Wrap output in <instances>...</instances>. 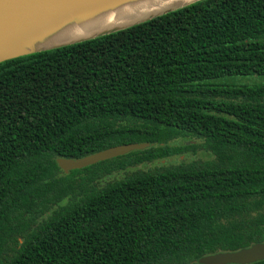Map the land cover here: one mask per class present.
Returning <instances> with one entry per match:
<instances>
[{
	"label": "trees",
	"instance_id": "1",
	"mask_svg": "<svg viewBox=\"0 0 264 264\" xmlns=\"http://www.w3.org/2000/svg\"><path fill=\"white\" fill-rule=\"evenodd\" d=\"M236 77L264 78V0H199L0 62V264H200L263 242L264 83ZM130 143L150 146L114 169L211 159L101 187L57 165Z\"/></svg>",
	"mask_w": 264,
	"mask_h": 264
},
{
	"label": "bare ground",
	"instance_id": "2",
	"mask_svg": "<svg viewBox=\"0 0 264 264\" xmlns=\"http://www.w3.org/2000/svg\"><path fill=\"white\" fill-rule=\"evenodd\" d=\"M196 0H109L74 13H61L0 33V60L87 39Z\"/></svg>",
	"mask_w": 264,
	"mask_h": 264
},
{
	"label": "water",
	"instance_id": "3",
	"mask_svg": "<svg viewBox=\"0 0 264 264\" xmlns=\"http://www.w3.org/2000/svg\"><path fill=\"white\" fill-rule=\"evenodd\" d=\"M106 1L109 0H0V33L14 26L24 25L25 23L32 20H37L40 18H45L48 16L61 14V13L78 12L86 8H89L93 5L100 4ZM196 1H193L191 3L185 4L183 6L171 10H167L163 13L148 17L144 20L126 25L124 27L108 30L104 33H100L98 35L89 37L84 40L71 42L69 44L52 47L48 49L37 50L30 53L20 54L17 56L8 57L0 60V62L24 55H29L46 50H52L59 47H64L82 41L94 39L118 30L128 28L136 24H140L157 16L163 15L170 11L192 4ZM149 146H150L149 143H130V144L119 145L108 148L103 151H99L95 154L85 156L83 158H78V159L59 158L57 159V165L59 169L62 170V172L67 174L70 171L80 170L99 162L124 156L133 151L144 150ZM262 260H264V241L261 243L253 244L247 248L239 249L237 251L220 252V253L204 256L199 259V263L200 264H252Z\"/></svg>",
	"mask_w": 264,
	"mask_h": 264
},
{
	"label": "rangeland",
	"instance_id": "4",
	"mask_svg": "<svg viewBox=\"0 0 264 264\" xmlns=\"http://www.w3.org/2000/svg\"><path fill=\"white\" fill-rule=\"evenodd\" d=\"M228 82L232 83H247V84H254V83H264V78L261 77H236V79L229 80ZM181 144V141L169 142V145ZM127 157H117L110 160H106L103 162L96 163L94 165L88 166L83 168L80 173L73 174L67 173L69 175L70 180L68 182H72L73 184H81L82 182L86 187H101L106 183L120 180L132 173L138 171H149L154 169H160L163 167H169L178 165L180 163H190L193 161H206L210 160L211 156L204 151L196 150L195 152L187 151L182 155H175L167 159L157 160L152 162H144L142 164L128 166L123 169H114L117 164L126 160ZM64 173V172H63ZM95 174H99L97 177ZM65 175V173H64ZM95 175V179L93 180H86L92 178ZM62 176V174H61ZM71 197V196H69ZM67 203V198L62 201L61 205H65Z\"/></svg>",
	"mask_w": 264,
	"mask_h": 264
}]
</instances>
